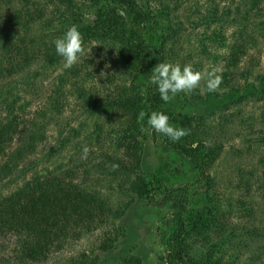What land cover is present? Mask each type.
<instances>
[{"label":"rangeland","instance_id":"1","mask_svg":"<svg viewBox=\"0 0 264 264\" xmlns=\"http://www.w3.org/2000/svg\"><path fill=\"white\" fill-rule=\"evenodd\" d=\"M137 1L154 16L143 29L146 41L163 49L165 61L191 65L202 74L196 89L177 93L164 108L177 120L174 127L187 128L191 136L187 144L204 139L218 148L208 167L209 182L201 181L198 163L167 148L164 135L147 128L148 110L135 118L106 106L86 111L89 98L104 99L115 85L132 82L104 45L82 34L83 52L71 67H65L55 52L51 62L38 57L15 74L5 71L9 68L8 60H1L5 44L29 52L41 42L54 46L53 41L72 25L92 24L110 9L107 3L80 1L70 15L53 8L51 13L49 6L43 20L29 30L22 24L25 12L47 6L49 0H0V128L23 118L31 120L30 128L39 135L29 157L30 170L16 177L18 184L1 186L0 195L26 181L57 176L99 196L113 214L41 261L18 260L16 240L2 237L0 264H134L126 262L131 257L139 259L135 264H163L165 241L175 226L166 191L175 194L183 187H187V211L198 215L193 220L197 225L189 224L188 242L200 264H264V94L255 92L264 79V0ZM241 44L244 51L235 63L230 52ZM212 69H218L220 77L231 69L238 79L235 89L248 88L243 97L237 94L234 102L225 104L210 101L206 74ZM217 90L221 97L223 90ZM226 91L230 96L235 92ZM128 136L136 138L134 145L140 149L144 199L132 190L136 172L119 173L110 166L113 160H130L131 152L124 148ZM85 147L87 157L82 158ZM207 209L228 213L218 234L206 225ZM109 237L118 241L104 250L102 244Z\"/></svg>","mask_w":264,"mask_h":264},{"label":"trees","instance_id":"2","mask_svg":"<svg viewBox=\"0 0 264 264\" xmlns=\"http://www.w3.org/2000/svg\"><path fill=\"white\" fill-rule=\"evenodd\" d=\"M80 1L104 2L110 6V9L100 13L92 24L82 25L79 21L78 28L88 41L104 45L108 56L114 58L132 77L130 86L115 85L104 99L89 98L86 101V111L97 112L106 106L115 111H126L133 118L143 109L150 113L163 111L169 116V123L176 125L177 120L164 108L165 101L160 98L156 86L149 83L151 70L160 61H165V56L162 48L150 45L145 39L143 29L150 24L154 16L137 0H49L47 6L43 5L39 8L36 6L32 13L27 10L22 24L24 27H31L29 30L33 29V25L43 20L49 6H52L51 13L54 10L70 15L75 12L76 5ZM9 34L11 33H7V38L11 41L12 36L10 37ZM5 45H7L6 51L1 56V60H8L9 68L5 71H8L9 75L24 70L38 57L46 63L51 62L55 55L54 46L46 42H41L31 52L23 46L19 49L15 45ZM243 48L244 45L241 44L231 50V61L238 63ZM14 49L17 53L12 54ZM232 72L228 69L223 73L219 85V89L223 90L221 97L218 96V90L210 92L208 95L210 101L222 100L220 104H225L234 102L237 94V98L243 97V90L248 88L242 86L241 91L238 92L235 89L237 78ZM249 75L250 72L246 80ZM142 87L145 88L144 92ZM226 89L235 91L236 94L234 92L230 96L231 93ZM255 92L257 95L264 94V79L259 87L255 88ZM30 126H32L31 120L16 118L0 128V187L18 184L20 178L16 180V177L30 170L29 157L39 139L36 130L33 131ZM16 137H18L17 141H15ZM188 137H191L189 133L179 141L172 142L164 136V143L167 148L198 163L201 181L209 182L208 167L210 160L217 156L218 148L211 146L204 139H197L192 144H187ZM125 141L127 142L124 148L131 152L128 157L130 160H113L110 166L119 173L136 172L132 190L139 199H144L147 192L145 178L141 172L142 157L138 152L140 149L136 146L137 140L134 136H128ZM186 192L187 187L176 189L175 194L166 191V201L171 203L175 211V226L165 241L163 264H200L192 255L193 249L188 242L189 224L197 225L193 220L198 215L194 216L187 211ZM207 211L209 220L206 225L212 234L223 231L225 222L228 221V213L214 214L210 209ZM123 213L119 214L118 219ZM110 214L113 215L104 200L73 181H66L57 176L44 177L37 181L29 180L10 194L0 195V238L12 236L16 240L18 249L15 257L18 260L41 261L53 249L62 247L64 243L80 238L84 233H89L105 223ZM117 241V237H109L103 242L102 248L109 250ZM126 262L140 263L136 257H131Z\"/></svg>","mask_w":264,"mask_h":264},{"label":"clouds","instance_id":"3","mask_svg":"<svg viewBox=\"0 0 264 264\" xmlns=\"http://www.w3.org/2000/svg\"><path fill=\"white\" fill-rule=\"evenodd\" d=\"M55 52L62 57L65 67L74 65L83 52V35L77 25L69 27L61 37L53 41ZM218 69L207 72V91L214 92L221 83V77L217 75ZM149 83L156 86L160 98L168 102L177 93H190L199 86L202 79L200 71L193 69L191 65L181 66L167 61H160L151 70ZM169 116L163 111H153L148 115L147 128L155 130L166 136L170 141H179L188 134L185 127H174L169 123ZM146 130V129H145ZM83 157H87L88 149H83Z\"/></svg>","mask_w":264,"mask_h":264}]
</instances>
